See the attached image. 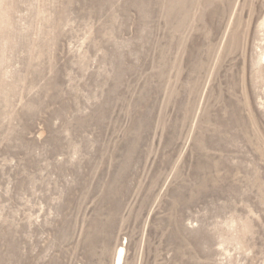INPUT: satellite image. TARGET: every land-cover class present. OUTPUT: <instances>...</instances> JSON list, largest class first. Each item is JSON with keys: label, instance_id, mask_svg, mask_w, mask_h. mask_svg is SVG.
Segmentation results:
<instances>
[{"label": "rangeland", "instance_id": "rangeland-1", "mask_svg": "<svg viewBox=\"0 0 264 264\" xmlns=\"http://www.w3.org/2000/svg\"><path fill=\"white\" fill-rule=\"evenodd\" d=\"M264 264V0H0V264Z\"/></svg>", "mask_w": 264, "mask_h": 264}, {"label": "bare ground", "instance_id": "bare-ground-1", "mask_svg": "<svg viewBox=\"0 0 264 264\" xmlns=\"http://www.w3.org/2000/svg\"><path fill=\"white\" fill-rule=\"evenodd\" d=\"M125 251L122 247L116 250V254L113 260V264H123L124 263Z\"/></svg>", "mask_w": 264, "mask_h": 264}]
</instances>
